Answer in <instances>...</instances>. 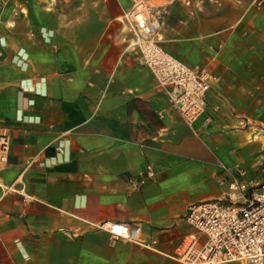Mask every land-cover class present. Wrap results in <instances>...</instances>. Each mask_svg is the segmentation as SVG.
I'll return each mask as SVG.
<instances>
[{"label": "crops", "instance_id": "crops-1", "mask_svg": "<svg viewBox=\"0 0 264 264\" xmlns=\"http://www.w3.org/2000/svg\"><path fill=\"white\" fill-rule=\"evenodd\" d=\"M154 1L161 48L218 79L191 125L126 48L132 0H0V264H181L186 208L229 193L221 169L258 180L245 195L261 182L244 126L264 118V0Z\"/></svg>", "mask_w": 264, "mask_h": 264}, {"label": "built area", "instance_id": "built-area-1", "mask_svg": "<svg viewBox=\"0 0 264 264\" xmlns=\"http://www.w3.org/2000/svg\"><path fill=\"white\" fill-rule=\"evenodd\" d=\"M166 15V7L132 0L125 15L131 33L126 48L136 54L139 65L152 73L171 106L191 125L205 113L206 93L218 79L205 68L187 67L161 48L159 32ZM9 151L10 139L0 122V165L7 162ZM146 175L154 177L150 166ZM244 192V186L233 182L229 193L219 199L189 205L184 221L192 232L183 237L172 259L181 264H264V170L261 182L250 194ZM98 228L146 249L155 250L157 245L154 240L142 241L134 224L104 223Z\"/></svg>", "mask_w": 264, "mask_h": 264}, {"label": "rangeland", "instance_id": "rangeland-1", "mask_svg": "<svg viewBox=\"0 0 264 264\" xmlns=\"http://www.w3.org/2000/svg\"><path fill=\"white\" fill-rule=\"evenodd\" d=\"M148 3H149L151 6H152V5L157 6V5H160V4H161V2H160V3H155L154 0H150ZM262 5H263V3H262ZM166 10H167V9H166ZM248 127H253L251 130H249V131H250L249 134H252V139H253V137H254L256 134H260L259 136L261 137V140L264 142V118H263L261 121H259L256 125H254V124L252 123V124H248V125L244 126V129H247ZM247 142H249V140H247ZM263 170H264V164H263V166H262L259 170L256 171V173H254V176H256V177L259 178V176L263 173ZM221 171H222V172H221V175H222L227 181H231V182H240V181L237 180V176L235 175V173H232L231 171H226V170H224V169H221ZM256 182H258V180H256V181H252L251 184H248V183L243 184L242 186H244V187H245V191H247L248 187H251V185L253 186ZM238 184H239V183H238ZM239 185H241V184H239ZM247 192H248V191H247Z\"/></svg>", "mask_w": 264, "mask_h": 264}]
</instances>
